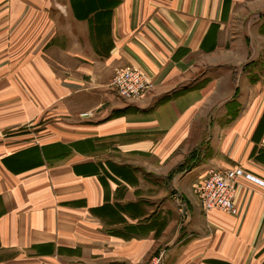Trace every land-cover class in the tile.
<instances>
[{
	"label": "crops",
	"instance_id": "crops-1",
	"mask_svg": "<svg viewBox=\"0 0 264 264\" xmlns=\"http://www.w3.org/2000/svg\"><path fill=\"white\" fill-rule=\"evenodd\" d=\"M263 13L264 0H0V264L160 250L163 264H264V186L236 179L235 216L195 192L210 168L264 181ZM125 66L152 76L151 100L183 91L113 114Z\"/></svg>",
	"mask_w": 264,
	"mask_h": 264
},
{
	"label": "built area",
	"instance_id": "built-area-1",
	"mask_svg": "<svg viewBox=\"0 0 264 264\" xmlns=\"http://www.w3.org/2000/svg\"><path fill=\"white\" fill-rule=\"evenodd\" d=\"M142 73L143 70L136 66L117 68L113 73L110 85L118 87V90L126 95L130 93L135 94L136 87L131 86L122 89L123 86H120V84L126 83L128 80ZM239 177H244L264 186L263 180L244 171L243 168L238 165L224 169L210 168L206 175L195 186V192L202 210L205 213L219 211L233 216L237 215L238 210L233 201V197L236 179ZM163 253L164 251L160 250L158 254L149 259L146 264H163Z\"/></svg>",
	"mask_w": 264,
	"mask_h": 264
},
{
	"label": "rangeland",
	"instance_id": "rangeland-1",
	"mask_svg": "<svg viewBox=\"0 0 264 264\" xmlns=\"http://www.w3.org/2000/svg\"><path fill=\"white\" fill-rule=\"evenodd\" d=\"M262 15L264 17V13ZM263 24H264V21H263ZM261 33L264 34L263 29L261 30ZM257 41L260 45H264V37H259L257 39ZM260 60H264L263 54H262V57L260 58ZM121 85L123 86L122 89H126V88L131 87V86L136 87V91H135L136 93L135 94L130 93V94H127L128 95L127 96L126 94L120 92L118 90L119 89L118 87H116V86L114 87V86L110 85V82H109L107 89L115 97L114 98V100H115L114 104H117V109L115 110V112L113 114H120L122 112H135V111L139 110L141 108V106L144 104H148V106H150L152 104L159 103V102L164 100V98L167 94H169V93L173 94L175 91L180 90V88H175V89L169 90L167 93L163 94L162 96H160L156 100L155 99H152V100L149 99L150 94H152L156 91L154 88V81L152 79V76L149 73H147L144 69H143L142 74H139L137 77H134L131 80H128L126 83L120 84V86ZM121 94H123L124 96ZM86 115L87 114L83 113V116L86 117ZM188 154L189 155L192 154L191 148L187 152L186 155H188ZM177 167H179V166H177ZM156 254H158V252L152 254L147 259V261L149 259H151Z\"/></svg>",
	"mask_w": 264,
	"mask_h": 264
},
{
	"label": "trees",
	"instance_id": "trees-1",
	"mask_svg": "<svg viewBox=\"0 0 264 264\" xmlns=\"http://www.w3.org/2000/svg\"><path fill=\"white\" fill-rule=\"evenodd\" d=\"M181 91H183V90L175 91L173 94H171V93L167 94V95L165 96L164 100L161 101V102H159V103H162V102H164V101L169 100L170 98H172L173 96L177 95V94H178L179 92H181ZM137 111H139V110H137ZM192 156H194V153H193ZM191 162H193V160H191V159L188 160V161H186L185 163H183V164H181V165L179 166V169H185V168L189 167V163H191ZM169 177H170V176H167V178H169ZM130 207H134L132 203L130 204Z\"/></svg>",
	"mask_w": 264,
	"mask_h": 264
}]
</instances>
